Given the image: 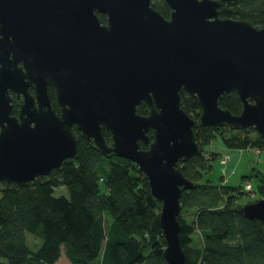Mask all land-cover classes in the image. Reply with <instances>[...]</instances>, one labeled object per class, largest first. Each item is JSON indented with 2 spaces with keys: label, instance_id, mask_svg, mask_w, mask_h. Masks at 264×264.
I'll list each match as a JSON object with an SVG mask.
<instances>
[{
  "label": "water",
  "instance_id": "water-1",
  "mask_svg": "<svg viewBox=\"0 0 264 264\" xmlns=\"http://www.w3.org/2000/svg\"><path fill=\"white\" fill-rule=\"evenodd\" d=\"M166 2L168 16L152 0H0V185L30 187L74 160L76 125L103 155L144 173L164 259L185 264L177 216L194 182L179 165L203 151L194 128L252 126L264 146V23L220 16V0ZM184 90L198 117L181 106ZM229 91L238 113L219 103ZM240 210L264 221V197Z\"/></svg>",
  "mask_w": 264,
  "mask_h": 264
},
{
  "label": "trees",
  "instance_id": "trees-1",
  "mask_svg": "<svg viewBox=\"0 0 264 264\" xmlns=\"http://www.w3.org/2000/svg\"><path fill=\"white\" fill-rule=\"evenodd\" d=\"M152 4L169 15L165 0ZM218 11L220 16L264 23V0H220ZM48 94L58 111L50 86ZM11 95L16 113L19 102ZM180 103L198 117L195 95L184 90ZM219 103L233 113L241 109L235 91L224 93ZM137 112L147 113L144 103L137 105ZM74 129L78 137L74 160L30 187L0 185V264H64L62 257L68 264H167L158 222L160 203L153 200L144 173L128 158L103 155ZM248 130L254 131L252 126L233 129L215 124L194 128L203 151L179 165L194 182L193 188L182 190L177 216L185 264H264V221L246 218L238 204L248 192L244 184L236 188L227 184L224 175L210 176L212 160L220 155L208 146L217 136L229 148L249 144L264 148L259 134ZM101 131L109 139V130ZM255 176L264 197V174ZM59 188L66 193L56 194ZM185 210H192L191 220L183 215ZM197 231L201 246L193 245ZM27 234L37 237L35 249L28 245Z\"/></svg>",
  "mask_w": 264,
  "mask_h": 264
},
{
  "label": "rangeland",
  "instance_id": "rangeland-1",
  "mask_svg": "<svg viewBox=\"0 0 264 264\" xmlns=\"http://www.w3.org/2000/svg\"><path fill=\"white\" fill-rule=\"evenodd\" d=\"M253 132H255V130H248L249 134H253ZM208 148H214V150L218 152L220 156L222 154L229 155L228 160L224 163H221V157L219 156L212 160L213 169L210 172V176L213 179H217L220 175H224L227 184L236 188L240 187L246 182L251 184V190L238 200V204L240 206L262 198L257 190L258 180L255 174L258 172L264 174V148L258 147L255 144H249L242 148H229L225 146L220 136H217L215 139H213ZM248 175L250 177H248ZM57 192L66 193L63 188L57 189L56 194ZM183 215L188 220H191L193 217L192 210H185ZM27 238L28 245L32 249H35L36 246L33 244H39L37 237L27 234ZM193 238V245L201 246L202 238L198 231L193 234ZM60 262L68 264L66 260L63 259V257L61 258Z\"/></svg>",
  "mask_w": 264,
  "mask_h": 264
},
{
  "label": "built area",
  "instance_id": "built-area-1",
  "mask_svg": "<svg viewBox=\"0 0 264 264\" xmlns=\"http://www.w3.org/2000/svg\"><path fill=\"white\" fill-rule=\"evenodd\" d=\"M228 154H222L220 157H221V163H224V162H226L227 160H228ZM251 184L249 183V182H246L245 184H244V189L246 190V191H250L251 190Z\"/></svg>",
  "mask_w": 264,
  "mask_h": 264
},
{
  "label": "flooded vegetation",
  "instance_id": "flooded-vegetation-1",
  "mask_svg": "<svg viewBox=\"0 0 264 264\" xmlns=\"http://www.w3.org/2000/svg\"><path fill=\"white\" fill-rule=\"evenodd\" d=\"M165 1H166V0H165ZM167 4H168V3H167ZM154 7H155V6H154ZM157 9H158V8H157ZM158 10H159V9H158ZM98 15H99L101 21H102V22H105V20H106V15H105L104 13H102V12H101V13L98 12ZM102 15H104V18L101 17ZM166 16H168V15H166ZM75 126H76V125H75Z\"/></svg>",
  "mask_w": 264,
  "mask_h": 264
}]
</instances>
